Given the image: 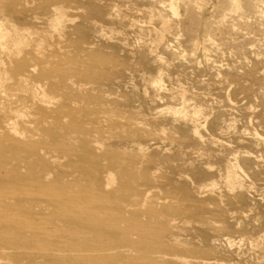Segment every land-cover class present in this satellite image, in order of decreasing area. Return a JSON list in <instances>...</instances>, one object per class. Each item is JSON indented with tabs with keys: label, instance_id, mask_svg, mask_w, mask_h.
<instances>
[{
	"label": "rangeland",
	"instance_id": "obj_1",
	"mask_svg": "<svg viewBox=\"0 0 264 264\" xmlns=\"http://www.w3.org/2000/svg\"><path fill=\"white\" fill-rule=\"evenodd\" d=\"M5 1L6 2H3L4 8H0L1 18H4L5 20H12V22L20 28H23L26 25H30L33 29H35L36 32H40V34H43L42 31H45L46 33L48 32L49 37H47L50 39H48V45H51L47 46V51L36 49L37 41L35 39L40 36L39 34H37L34 36V41L32 42L31 46L27 48L28 51H26V53L21 58H17L16 56H11L9 54L10 49H16L15 45L12 43H9L8 51L7 48L1 50L2 63L0 64V74L2 78L3 76H6V79L2 83H0V130L5 122L11 121V118H13V120L17 119L18 121V125L21 129L18 130V136H21L23 134L22 127H28L27 125H30V130L28 133H26L25 136L36 142L47 140L46 138L50 134V130H53V128L47 129L50 124L46 119V114H43V112L41 111V107L43 106L42 103H38L37 105L28 108L26 112L27 115L24 114L23 116H19L17 115V113H11L9 111L10 96L7 97V95L5 94L7 93L14 96V98H12V107H16L20 103L16 100L18 96L23 97L25 95V93L22 92V88L20 87V80L18 77L17 66L19 65L16 64V61L19 59L23 60L29 66H31L30 69L31 71H33L35 76H37L42 67L46 66V63L49 62L50 64L53 63V66L55 65L54 67L51 66L50 69H55L58 67L62 68V61L67 62L63 63L66 64L67 68L68 64L70 63H68L69 60H65L69 59L68 57H70V55L71 57L78 56L84 60H96L98 55H94V53H108L126 57L130 60V62H133V64H138V62L140 63L141 59L143 60L142 65L137 66L138 74L137 72H134L133 68H126V77L123 79H118L123 83H121V81H118L119 83L116 82V84L124 85L122 87L114 89L113 92L112 90L105 88L104 95L112 99L115 98L118 101H124L126 97H123L122 92H128L129 90V92L134 91V97L132 96L134 100L131 98L132 105L130 109L125 107L124 110L126 111V116L131 117L132 115H129V113H131L135 114L134 117H137L136 120H132L130 122L131 129L135 130L139 128L138 123H140L142 129H145L143 130V133L138 132L140 136H145L143 138L141 137L144 140H142L141 138L139 140L145 150L143 151L142 148L137 146V144L129 145L128 147H126V150L124 149V151H126V155L129 156L130 159L124 161L123 164H125L124 166H127L130 171H133L136 173V175H138V178L135 179L139 183L137 184V188H142L143 194L145 193V191H147L146 194L148 196V200L143 201L141 199V201L139 202L140 205H138L137 207H127L126 211H128V213L126 214L121 212H114L112 211L111 207L114 204L113 200L110 199L109 195H107L106 193L102 194L100 190L96 189L91 172H84L82 170V174L81 171L70 169V167H64L63 165L57 163L53 165V168L51 170L42 171L40 174H34V181H39L41 184H48L47 186L50 188L61 186L72 187L70 189L71 192L73 191L71 195L65 194L64 197H54V199L63 200L62 202H65L67 205H69V208L71 210L77 211V214L82 218H92L91 214L86 210V202L88 203V198L102 196L100 203L101 206H99L100 211L103 210V212H101L103 215L101 219L111 220V222H109L111 226L122 224V226L130 227L133 223L138 224L137 228L139 229H135L134 231H132L134 237L139 240L140 238L146 239L149 243V246L151 247V250H153V248L159 249V256L161 260L160 263L157 262L155 264H204L202 263V258H200V256H197V253H205L209 250L211 245L207 242L204 233H202L203 230H201V223L205 222L214 224L215 220H221L220 222H222L220 224L218 223L219 221L216 222V226H218V228L216 227V229L225 227L228 230L221 228L218 232L214 231L215 233H219L221 236H223V239L221 237L222 240L220 239L219 241L220 245H216L215 249L210 251V255L213 252V254H216L215 256L213 255L212 257V255H206V257L211 259V261L209 260V262L211 263L207 262L206 264H264V232H262L264 231V221L262 223V220L264 219V143L262 144L260 142H255L250 137L252 133L256 132H258L261 137H264V0H241V8H236L232 0H203L201 2L198 1L199 3H196L197 5H194V0H192V2H189V4H186L188 2L185 3L184 1L176 0L175 3L176 5H178L180 16L175 17L171 13V8L169 9L170 2L168 0H151L152 2L150 0H145V3H141V1L143 0H130L129 2H127L128 0L126 2L124 0H120V2L116 0L117 4L114 5L112 3H115V1L112 3L109 2L111 6L113 5L112 7L114 9H117L116 7L120 6V11L122 13L124 11V13H127L124 15L126 17H124V19L126 21L129 20L128 24L131 23V25L128 26L127 29L130 28L129 30H131L132 32L138 30L137 26H143V31H145L146 37H149L148 26L152 25L153 23L155 25L153 24L152 26H150V28H152L153 26H158L159 24L161 25L160 19L157 20L155 17H152L155 18V20H151L150 16L160 13L163 14L162 16H164L165 18L171 16L168 18V20H170L171 23H174L173 25H175V23H179L177 25L179 26V29H177L183 31L181 32V34L178 31L176 34V30L174 31L175 33H168L165 38L166 41L165 39H163L164 45L161 46L162 48L160 47L159 49L147 51L144 48H137L133 41V43L131 41V43H127V47V44L123 43L121 39H119L118 37L117 39L112 36V34H110V32H112L115 28L112 30L111 28L113 27L101 24L103 28L106 27L104 28V30L106 29L105 35L100 33L98 35L96 34L97 37H95V39L87 45V49L85 50V52L77 49V47L72 42L73 36L71 34L67 35L66 33L61 37H58L60 36V34L51 31L47 23L48 19L46 18V16L39 13L40 0H20L19 2L24 8V11L21 12V14L19 13V11H17V15L13 17V19L4 17L5 14H8L7 5L10 4L9 0ZM51 1L53 2L56 0ZM83 1L85 2V0H80L79 4H77V2L74 0L72 2H69V20L74 18L73 20L75 21L74 22L73 20H71L74 23L69 21L71 22H68L69 25H71L72 23L78 24L80 21H82V16L86 11V7H84L82 4ZM166 1H168V3ZM247 1L251 2L248 3ZM259 1L261 3H259ZM26 2H28V6L25 7V5L27 4ZM161 2H163V5L160 4ZM71 3L75 4V6L71 5ZM227 3L228 6L226 5ZM229 4L231 6H229ZM121 5H125L127 6V8L129 7L134 10L128 8V10L126 11L127 8L124 6V10ZM149 5H155V8L150 7ZM158 6H161V8H156ZM245 6H247L246 8H248L249 10H244ZM248 6L251 8H249ZM112 7H109L108 10H111ZM186 7L188 9H185ZM217 11H219V13ZM230 12L232 14H230ZM241 12L243 13V15H241ZM35 14L36 18H34ZM199 15L202 16V19ZM217 15L218 17H216ZM130 16L133 19H130ZM194 16L197 20H204L205 25L201 23L202 21H197L195 20V18L193 19ZM221 16L224 17V22L222 24H219L217 21L219 20L218 18H221ZM127 17L129 18L127 19ZM176 17H178V20H176ZM36 19L38 22L36 21ZM188 19H192V22ZM194 20L197 21V23L193 22ZM209 24L213 26H210ZM207 25H209V27ZM227 26H229V28ZM215 27H217V29ZM190 28H192V30L195 32H199L197 36H199L200 38H198V42H200L201 48L199 50L200 52L194 55L196 58H194V56H189L191 55L189 54L191 53V42H193L194 39H197V36H194L196 35V33H193ZM210 28L211 31L209 30ZM108 29H110V32L108 31ZM185 30L191 31H187L184 33ZM112 33H115V31ZM186 33H189V36L186 35L187 37L193 38H191L190 40L185 35V38H182L183 34ZM106 36H109V38L111 37L112 39H107ZM212 36L215 38H212ZM227 37L229 39L226 40L225 38ZM204 38L206 39L205 41ZM209 38H211V41L215 39L213 43L210 42ZM230 39L234 40V43ZM59 40L61 43L59 42ZM58 42L59 45H57ZM203 42H205V48L208 47V49L206 48L207 50L205 49V51H203ZM209 42L210 45H213L212 48L209 45ZM214 42L216 44H214ZM225 42H228L229 44L226 45ZM72 44L74 45L73 47L71 46ZM49 47L54 50L49 49ZM140 52L143 53L140 54ZM204 52L207 53H205L204 55ZM67 54H69V56ZM178 54L183 55L179 57ZM153 56L156 58L160 57L161 59H164L163 61L166 62L164 64H168L166 65L168 69L170 68L168 77L159 75V70L155 69L157 65L152 62L153 60L151 59ZM42 57H44L41 61L42 63H39V61L37 60H41ZM46 57L47 59L45 60ZM50 57L53 60L51 59V61H49ZM205 59L207 60V62ZM8 61H14V63L10 65ZM36 62L39 64H36ZM81 67L85 69L87 66L85 63H82ZM149 74L151 75L150 77ZM130 77H132V79ZM152 77L155 78L154 81ZM126 78H128L129 80H126ZM144 78H146V80ZM39 79L40 78L37 76V81L34 82L36 85L42 84V82L38 81ZM133 79L135 80L134 83ZM155 81L162 82L163 86L166 89L164 95L161 92H155V90L153 89V83ZM90 83L94 84L91 81L87 82V84ZM91 84L86 86L89 88H91L90 86L94 87V85ZM170 84H178L180 85V87H183L185 89L187 88L189 89V91H191L189 92L188 90H186V96L182 97L184 99H181L182 95L179 96L170 94V92L168 91L171 89ZM49 86L50 83L49 85H47L48 89ZM241 86H244V89H242ZM145 91L147 92L145 93ZM153 91L155 94H152ZM192 92L195 95H192ZM106 93L108 94L106 95ZM112 93L114 94V97ZM159 94L162 95V97H160ZM115 96H119L121 97V99ZM187 96L189 98H187ZM141 102H144L147 106L144 103L142 104ZM186 104H192L197 108H200L203 111L202 117H207L210 125L204 128L202 124L198 127V129H200L199 131H201V139L204 140V142L197 145L193 144V147L196 146V149H194L195 151L192 149V146L190 145L191 143L183 142L181 144V149L179 150H182V152L179 153L178 149H175L178 145V142L173 143V138H183L182 126H175V117H179L181 115L179 113L176 115L173 114L172 110L182 111L184 110L183 107ZM149 105H151L152 107L150 108ZM51 107L55 112H58L60 110V106L58 105H52ZM149 109L152 111H150ZM114 112H117V114L119 113L116 109L113 110V113ZM121 113L123 112H120V114ZM171 113L172 115H169ZM205 113L208 115H206ZM116 115L113 116L114 119L119 117L118 115ZM121 115H125V113ZM91 116L92 115L87 116L88 119L95 120V117ZM171 117H173L174 119H172ZM119 119L124 120V118H122L121 116L120 118H118V120ZM153 120L158 121L157 125L153 126L152 131L148 132V129L146 131L147 126H149L148 122ZM98 122L100 125L102 123V126H108L110 123L107 120L106 123H109H104L105 119L102 120V118H100ZM122 122H126V120ZM223 123L225 124L223 125ZM166 124H169L170 128L169 125L167 126ZM230 124L233 125L235 130L233 129V127L231 130L226 129V127ZM39 125L43 127V129ZM171 125L173 126L171 127ZM219 126L223 128L219 129ZM157 129L159 130V132ZM164 129L166 130L164 131ZM160 131H163V133H161ZM152 133L157 134L156 136H154L155 138L158 136L157 142L156 139L154 140L155 142L153 141L154 138L152 136ZM173 134H175V136ZM162 135L165 137L164 139L162 138ZM171 135H173L171 137L172 139H170L169 137ZM147 137L150 139L145 140V138ZM159 137H161V140H159ZM49 139H51V136L49 137ZM210 139H212L216 143H214L213 145L211 143L206 144ZM149 144H151L150 146H152L151 149H149ZM147 147L149 148L147 149ZM201 147L203 149L205 148V150L200 149ZM188 148L191 149L188 150ZM221 148L222 152L220 151ZM40 151L48 157L55 155V152L50 150L48 147L43 146L40 148ZM203 153L226 155V157H229L228 159L231 160L236 159L237 154V157H240L238 158L240 166L237 165V160L236 168L239 175L241 176L239 177L243 184V187L237 186L235 187V189H233L229 185H227L224 178L215 177L214 182H211L212 180L203 182V184H201V186H203L202 190L201 186L196 184L197 180L194 175H198L197 172L198 170H200V168H206L205 160L203 159L204 157H202L204 156ZM189 158L191 159L189 160ZM245 159L246 162H244ZM173 164L176 165L177 170L172 171L171 169H169L170 165ZM186 164H190L191 167L190 165L187 166ZM192 164L194 167L192 166ZM216 168L218 169V166L215 164H211L209 166V170H214ZM18 169L19 168L14 167L13 165L0 166V179H3L4 175H6L7 172H15L18 171ZM114 171L118 174V169H114ZM171 172L173 173L171 174ZM180 174H182V176H180ZM184 174H187L188 177H186L187 175L184 176ZM208 177L210 178V176ZM188 178L190 181L188 180ZM191 179H193L195 183ZM185 180L188 181L184 183L183 181ZM188 183H191L190 185L192 186V188L188 186ZM85 184L89 185V187L83 190V185ZM251 185L253 188H251ZM214 188L220 191V193ZM226 188L228 189L227 191ZM245 189H247V191ZM45 190H47V187L44 188V191ZM198 190H200V194L199 192L196 193V191ZM208 190H210L211 192H209ZM18 191L19 184L15 181H10L5 186L0 185L1 224L9 218L15 216L21 217V215L23 214V211L20 210L18 205L15 203V200L20 197ZM206 191L209 192V196L206 195L208 193ZM204 193H206V196H202ZM216 194L219 196H217ZM220 194L222 195L220 196ZM232 194L235 199L230 196ZM223 197H225V199ZM30 201L36 203L39 202L38 200H35L34 197ZM50 207L51 208H49V212H51L50 214H52L56 210L52 209L54 207L53 204ZM36 209L40 211L43 210L41 209L40 203L38 206H36V208L31 210L33 212H38ZM234 211L236 214L234 213ZM237 213L239 217L237 216ZM248 217L250 218L247 219ZM31 219L33 220L32 223H35L36 218L32 217ZM246 220H251L250 222H252L254 225L250 222H247ZM235 221L239 223V225H236V228L235 225H233L236 224ZM213 224L211 226L215 228V224ZM52 225L53 226H50L49 229L46 230V233L53 234V236H58L64 233V227H66V225L62 227L55 221L52 223ZM229 226L231 227L230 229L227 228ZM0 227V244L5 249H8L12 252H14L15 250L17 251L18 249L17 252H20L22 254L28 251V249L26 248H20L19 243L23 242V240L19 241V239L17 240L13 237H10L9 235H6L2 230V226ZM75 227L76 226H74L73 228ZM88 231L90 230L88 229ZM90 232L95 239L99 238V231L95 230ZM235 232L237 233L235 234ZM242 232L244 234L247 233V235H244ZM251 235L255 236L253 237V241ZM249 239L251 240L250 242ZM255 240H258L257 242L259 244L256 243ZM231 241H233L234 243ZM224 242L226 243L224 244ZM81 253L85 252L82 251ZM122 253L128 256H133L130 258H136L142 255L141 251L135 250L132 245H126L125 248L122 249ZM212 259L217 261L213 262L214 260ZM122 262L119 259L118 264H123ZM143 263L154 264V262L147 263L145 261H143Z\"/></svg>",
	"mask_w": 264,
	"mask_h": 264
},
{
	"label": "bare ground",
	"instance_id": "obj_2",
	"mask_svg": "<svg viewBox=\"0 0 264 264\" xmlns=\"http://www.w3.org/2000/svg\"><path fill=\"white\" fill-rule=\"evenodd\" d=\"M9 1H10V4L7 5L8 14H5L4 17L9 18V19H11V18L13 19V17H15L17 15L16 12L19 11V13L21 14V12L24 11V8L21 6V4L19 2L20 0H9ZM72 1L73 0H56V1L52 2L51 0H40V4H39L40 12L39 13L46 16V18L48 19L47 23H48L51 31H53L54 33L60 34V36H58V37H61L62 35L66 34V33H67V35L71 34L73 36L72 37L73 41L72 40H70V41H72L74 43V45L77 47V49H79L82 52H85V50L87 49V45L90 44L91 41L95 39V37H97L96 34L98 35L100 33V34L105 35L106 29L104 30V28H106V27L103 28L101 24L107 25V26L109 25V26L113 27V28H111L112 30L115 28L113 31L111 30L112 32L115 31V33L110 32V29H108V31L115 38L118 37L119 39H121L123 43L127 44L130 41L131 42L133 41L134 44L137 46V48L138 47L140 49L144 48L147 51L159 49L162 45H164L163 39L166 38L168 33H175L176 32V34H177V31H178L181 34V32L183 31V30L182 31L178 30L179 26H177V25L179 23L178 24L175 23V25H173L174 23H171L170 20H168V18L171 16H169L168 18H165L164 16H162L163 14L160 13L161 15L160 14H153L152 16H150L151 20L152 19L155 20V18L157 20L160 19L161 25L159 24L160 25V26L158 25L159 27L153 26L152 28H150V26H152L154 24L152 22L153 24L148 26L149 37H146L145 31H143V26H137L138 30H135L136 32L135 31L132 32L131 30H129L130 28L127 29V27L131 25V23L129 22L130 24H128L129 20L126 21L124 19V17H125L124 15L127 13H124L125 12L124 11L123 12L124 14H123L120 11V6L119 7L115 6L117 9L119 8L118 10L114 9L112 7L114 4H117L116 0H105V1H103V0H85V2L83 1L84 3L82 2V4L84 7H86V11L82 16V21H80L78 24H73L75 22L73 20L74 18L71 19L74 22L69 20V14H68V11L70 10V5H68V4H69V2H72ZM74 1H76L77 4L80 3V0H74ZM114 1H115V3H112ZM118 1L120 2V0H118ZM124 1L126 2L127 0H124ZM129 1L130 0H128L127 2H129ZM137 1H140V0H137ZM144 1L145 0L141 1V3H143ZM168 1L170 2L169 9L171 8L172 15H174V17L180 16L178 5H176V3H175L176 0H168ZM168 1H166V2L168 3ZM178 1H184L185 3L188 2L186 4H189V2H192V0H178ZM198 1L201 2L203 0H194L193 2L195 4L194 3L193 4L197 5L196 3H199ZM3 2H6V1L0 0V8L1 7L4 8ZM28 2H26L27 4L25 5V7L28 6ZM109 2L112 3L113 5L111 6ZM232 2L234 3L236 8L242 7L241 0H232ZM250 2H248V3H250ZM150 3H148V4H150ZM162 3L163 2H161L160 4H162ZM224 3H223V5H224ZM228 3L226 4L227 6H228ZM259 3H261V2L259 1ZM71 5L75 6V4H72V3H71ZM51 6H52V9H51ZM124 6L125 5H123V6L121 5V7L125 10ZM154 6H150V7L155 8ZM190 6H192V5H190ZM229 6H231V5L229 4ZM109 7L110 8L112 7V9L108 10ZM125 7L127 8V6H125ZM246 7L247 6H245L244 10H246V9L249 10ZM128 8L126 9V11L128 10ZM156 8H161V6H158ZM249 8H251V7H249ZM129 9H131V8H129ZM185 9H188V8L186 7ZM258 9H259V7H258ZM131 10H134V9H131ZM217 12L219 13V11H217ZM155 13H156V10H155ZM230 14H232V13L230 12ZM241 15H243V13ZM152 17H155V18H152ZM200 17L202 19V16H200ZM216 17H218V15ZM34 18H36V14H35ZM41 18H43V17H41ZM128 18L129 17H127V19ZM131 18L132 17L130 16V19ZM176 18H177L176 20H178V17H176ZM194 18H195V16L193 17V19ZM218 19H217L218 20L217 22L219 24H222L224 22L223 16H221V18H218ZM195 20H197V19L195 18ZM195 20L193 22L197 23V21L200 19H198L197 21H195ZM36 21H37V19H36ZM69 21H71L73 23L71 25H69L68 24ZM189 21L192 22V19ZM200 21H202L201 23L204 24V20H200ZM71 22H69V23H71ZM186 22H188V21H186ZM186 22H184V23H186ZM150 23H151V21H150ZM209 25H207V26L209 27ZM210 26H213V25H210ZM227 27L229 28V26H227ZM211 28L209 29L210 31H211ZM215 28L217 29V27H215ZM190 29L192 30V28H190ZM198 29H199V27H198ZM187 31H189V30H187ZM187 31L185 30L184 33ZM221 31H223V30H221ZM224 31H225V28H224ZM44 32L45 31H42L43 34H40V32H36L35 29H33L32 26H30V25H28V26L26 25L23 28H20V27L16 26L12 22V20H5L4 18L0 17V64L2 63V59H1V53L2 52H1V50H4L7 48V51H8L9 50L8 49L9 43L14 44L16 47V49H14V48L10 49L9 54L11 56H16L17 58H21L26 53V51H28L27 48L29 46H31L32 42L34 41V36L37 34H39L40 36L37 39H35L37 41L36 49L47 51L46 50L47 46H49L51 44L48 45L49 33L48 32L44 33ZM143 32H144V34H143ZM194 32L195 31H193V33ZM193 33H192V35H193ZM195 33H196V35H194V36L196 37L199 32H195ZM53 34H52V36H53ZM180 34H178V35H180ZM184 35L189 36V33L183 34L182 38H185ZM192 35H190V36H192ZM106 37H107V39L109 38V36H106ZM187 38L191 40V38H193V37H190V38L187 37ZM198 38H199V36H197L196 40L194 39V41L191 42L192 43L191 48H190L191 53H189L191 55L188 54L189 56H194V55H196V53L200 52L199 50L201 47H200V42H198L199 41ZM212 38H215V37L212 36ZM210 39L211 38H209V40ZM225 39L227 40L229 38L227 37ZM205 40L206 39L204 38V41ZM214 40H212V41L210 40V42L213 43ZM230 40H232V39H230ZM111 41H114V40H111ZM165 41H166V39H165ZM221 41H222V39H221ZM232 41L234 43V40H232ZM232 41H231V43H232ZM59 42H60V40H59ZM59 42L57 43V45H59ZM210 42H209V45H210ZM204 43L205 42H203V44ZM214 44H216V43L214 42ZM228 44L229 43L227 42L226 45H228ZM74 45L72 44L71 46L73 47ZM202 46H203V51H205L206 48L208 49V47L205 48V44ZM210 46L212 48L213 45H210ZM51 47H49V49L54 50V49H52L53 47L52 48ZM127 47H128V44H127ZM92 48H93V46H92ZM130 48H132V47H130ZM167 48H168V46H167ZM169 49H167V50H169ZM141 53H143V52H140V54ZM205 53H207V52H204V55H205ZM84 54H86V53H84ZM55 55H57V54H55ZM67 55L69 56V54H67ZM94 55H98L96 60H90V59L84 60L78 56L71 57V55H70L71 58L70 57H68L69 59L65 58L66 59L65 61L69 60L68 63H70V64H68L67 68H66V64H63V63H67V62H63V61L61 62L62 68L58 67L55 69L54 68L50 69V67L53 66V63H51V64H50V62L46 63V66H43L44 68L42 67V69L39 71V74L37 75L40 78L38 81L42 82V84H38V85H36L34 83L37 81L36 80L37 76H35L33 71H31V69H30L31 66H29L23 60L19 59L16 61V64L19 65V66H17L18 67L17 71H18V77L20 80V87L22 88V92H24L25 95L23 97L18 96V98H16V100L19 101L20 103L16 107H12L11 106V104L13 102L12 98H14V96L6 93L5 95H7V97L10 96L9 97L10 98V100H9V111L11 113H17V115H19V116H23L24 114H26L28 108L35 106L38 103H42L43 106L41 107V111L43 112V114H46L45 115L46 119L50 124L47 129L53 128V130H50V134L46 138L47 140H43L41 142L33 141L32 139H29L27 136H25L26 133H28L30 130L29 129L30 125H27L28 127H22L23 134L21 136H18L17 135L19 132L18 130H21V129L18 125L17 119L13 120V118H11L10 119L11 121L5 122L2 125V128L0 130V166L13 165L14 167L19 168L18 171L7 172V174L4 175V178L0 179V185L5 186L10 181L11 182L15 181L16 183L19 184L18 193L20 194V197L15 200V203L18 205L19 209L23 211V214L21 215V217L15 216V217L9 218L5 222H3L2 224L0 222V226H2V230H3V232H5L6 235H9L10 237H13L17 240L19 239V241L23 240V242L19 243L20 248L28 249L27 252H24V254H22L20 252H17L18 249H17V251L15 250L14 252H12L8 249H5L0 244V264H118L119 259L121 262L123 261L122 262L123 264H144L143 261H145L147 263L154 262V264L157 262L160 263L161 258L159 256L160 255L159 249L153 248V250H151V247L149 246V243L146 239L140 238V240H139L136 237H134L132 231H134L135 229H139V228H137L138 224L133 223L132 226H130V227L129 226H122V224L116 225V226H111L109 224V222H111V220L101 219V217H103V215L101 213V212H103V210L100 211L99 206H101L100 203H101L102 196L95 197V198H88V203L86 202V205H87L86 210L88 213L91 214L92 218H82L77 214V211L71 210L69 208V205H67L65 202H62L63 200H55L54 199V197H61V196L64 197L65 194L71 195L73 191L71 192L70 189L72 187L61 186L62 188L61 187H51L50 188L47 186L48 184L47 185L41 184L39 181L36 182L33 179V178H35V177H33L34 174H38V173L40 174L42 171L51 170L53 168V165L57 163V164L63 165L64 167H70V169L81 171L82 174H83V171L84 172H91L93 179H94L93 182L96 186V189L100 190V192H102V194L106 193L107 195H109L110 199L113 200L114 204L111 207H112V211H114V212H117V213L121 212V213L126 214V213H128V211H126L127 207H137L138 205H140L139 202L141 201V199L143 201L148 200V196L146 194L147 191H145V193L143 194V189L140 187L137 188V184H139V183L135 179L138 178V175H136L135 172L130 171V169H128V167L124 166L125 164H123L124 161H127L128 159H130L129 156L126 155L127 154L126 151H124V149L126 150V147H128L129 145L137 144V146L142 148L143 151L145 150L143 145L139 141L141 137L143 138L145 136H140L138 133V132L143 133L144 132L143 130H145V129L141 128L140 123H138L139 128H137L135 130L131 129V127H130L131 123L130 122L132 120H136L137 117H134L135 114H131V113H129V115L130 116L132 115L133 117L132 116L131 117L126 116V111L124 110L125 107L130 109V107L132 105L131 102H132V99L134 97V91L129 92L130 91L129 90L128 92H126V91L122 92L123 97H126L124 101H118L115 98L112 99V98L106 97L104 95L105 88L112 90V92H113L114 89H117V88L122 87L124 85V84H116V82L121 81V80H118L119 78L123 79L126 77V73H125V70H127L126 68H133L134 72H137V74H138L137 66L138 65L141 66L143 63V60L141 59L140 63L138 62V64H133V62H130V60L128 58L121 57L119 55H113V54H108V53H101V54H97V53L95 54L94 53ZM178 55L180 57L183 54L182 55L178 54ZM60 57H58V58H60ZM206 57H207V55H206ZM43 58L44 57H42L41 60L38 59L37 61H39V63H42L41 61L43 60ZM194 58H196V57L194 56ZM46 59H47V57L45 58V60ZM51 59L52 58L50 57L49 61H51ZM151 59L153 60L152 62H154L157 65L155 69L159 70L158 71L159 75H164L165 77L166 76L168 77L170 68L168 69L166 67V65H168V64H164V63H166L165 61H163L164 59H161L160 57L156 58L154 56ZM132 61H134V60H132ZM191 62H192V60H191ZM206 62H207V60H206ZM13 63H14V61L9 62L10 65H12ZM39 63L36 62V64H39ZM82 63L86 64L87 67L85 69L83 67H81ZM141 73H143V72H141ZM150 76L151 75L149 74V77ZM132 77H130V78L132 79ZM155 77H156V74H155ZM146 78H144V79L146 80ZM5 79H6V76H3V78H2V76L0 74V83H2ZM127 79L128 78H126V80ZM154 79L155 78H153V81H154ZM88 81H91L92 83H94V84L90 83L91 85H94V87H92V86H90L91 88L87 87L88 85H90V84H87ZM134 81L135 80L133 79V83H134ZM171 82H172V80H171ZM49 83H50V86L48 89L47 85H49ZM121 83H123V82L121 81ZM154 83H153V86H154L153 89L155 90V92L156 91L161 92L164 95L166 89L163 86L162 82L155 81ZM170 85H171V89L170 90L167 89L170 92V94L179 95V96L182 95L181 99H184L182 97L186 96L185 95V93H187L186 90L189 91V89H187V88L185 89L183 87H180V85H178V84L177 85L176 84H170ZM237 86H238V84H237ZM148 87H150V86H148ZM150 88H152V87H150ZM241 88L244 89V86L243 87L241 86ZM146 92L147 91H145V93ZM107 94L108 93H106V95ZM112 94H111V96H112ZM152 94H155L154 91ZM193 94L194 93L192 92V95ZM113 97H114V94H113ZM115 97H119V96H115ZM160 97H162V95H160ZM189 97H190V93H189ZM189 97L187 96V98H189ZM119 98L121 99V97H119ZM174 98H176V97H174ZM183 102H185V101H183ZM141 103L143 104L144 102H141ZM182 104H184V103H182ZM198 104H200V103H198ZM216 104H218V103H216ZM52 105L53 106L54 105L60 106V110L58 112H55L53 110V108L51 107ZM149 106H150V108L152 107L151 105H149ZM107 107H109V108H107ZM183 108H184V110H182V111L181 110H172L173 114L176 115L179 113L181 115L179 117H175L176 118L175 126L176 127H177V125L182 126L183 138H178V139L175 137L173 138V140H174L173 143L178 142V145L177 146L175 145L176 146L175 149L176 150L178 149L179 153L182 152V150L181 151H179V150L181 149V144L183 142L184 143H187V142L191 143L190 144L191 146L193 144L197 145V144L203 143L204 140L201 139V135H200L201 131H199L200 129H198V127L201 126L202 124H203L204 128L210 125V122H208L207 117H202L203 111L200 108H197L196 106H194L192 104L191 105L186 104ZM109 109H111V110H109ZM114 109H116L119 112L118 114H120V112H123L121 114L125 113V115H121V114L118 115L117 112L116 113L114 112L115 113L114 114L113 113ZM176 109H177V107H176ZM120 110H123V111H120ZM150 111H152V110H150ZM161 113H163V112H161ZM116 114L119 116L118 118H120V116H121L122 118H124V120H120V119L118 120V118L114 119L113 116ZM89 115L94 116L95 120H89L87 117ZM169 115H172V113ZM206 115H208V114H206ZM28 116H29V114H28ZM28 116H26V117H28ZM158 116H155V117H158ZM150 117H152V116H150ZM173 117H171V118L174 119ZM100 118H102V120L105 119L104 123H106V120L109 121L110 123L107 122V123H109V125L108 126H102V123L100 125L98 122L100 120ZM160 118H162V117H160ZM125 120H126V122H122ZM157 122L158 121H156V120L149 121L148 122L149 126H147L146 131H147V129H148V132L152 131L153 126H156ZM172 124H174V123H172ZM224 124L225 123H223V125ZM172 126L173 125H171V127ZM31 127H32V125H31ZM232 127H233V125L230 124L226 127V129L231 130ZM41 128L43 129V127H41ZM169 128H170V125H169ZM222 128L223 127L219 126V129H222ZM233 129H234V127H233ZM165 130L166 129H164V131ZM158 132H159V130H158ZM160 132L163 133V131H160ZM170 134H172V133H170ZM156 135L157 134H153L152 136L154 138L153 141L156 139V142H157L158 136L156 138L154 137ZM173 135L175 136V134H173ZM173 135L169 136L170 139H172L171 137ZM50 136H51V139H49ZM176 137H178V136H176ZM250 137L255 142H260L262 144L264 143V137L263 136L261 137L258 132L252 133ZM159 138H160L159 140H161V137H159ZM162 138L164 139L165 137L163 136ZM146 139H150V138L147 137V138H145V140ZM142 140H144V139H142ZM209 143H211L213 145L216 142L213 141L212 139H210L208 141V143H206V144H209ZM150 145L151 144H149L148 146H150ZM43 146L48 147L50 150L55 152V155H53L51 157L44 155L40 151V148ZM151 147L152 146H150V148L147 147V149L148 148L151 149ZM195 147L192 146V149L193 150L196 149ZM202 147L200 149L205 150V148L203 149ZM189 149H191V148H188V150ZM220 151L222 152V148L220 149ZM185 153H187V152H185ZM217 153H219V152H217ZM203 155L204 156H202V157H204L203 159L205 160L206 168H200V170H198V172H197L198 175L197 176L194 175V177L197 180V183H196L197 185L201 186V184H203V182H206L208 180H212L211 182H214L215 177L224 178L227 185H229L233 189H235V187H237V186L240 187L243 185L241 180H240L241 176L239 175L237 168H236L237 165L240 164L239 159H238L240 157H237V154H236V159H233V160L228 159L229 157L227 158L226 155H220V154L214 155L211 153H207V154L203 153ZM198 156H199V154H198ZM184 158H186V157H184ZM191 158H189V160ZM180 160H181V158H180ZM237 160H238V162H237ZM236 162L238 163L237 165H236ZM244 162H246V159L244 160ZM190 163H191V161H190ZM195 163H196V161H195ZM211 164L217 165L218 169L216 168L214 170H211V169L209 170V166ZM189 165H187V166H189ZM192 166H193V164H192ZM190 167H191V165H190ZM214 168H215V166H214ZM114 169H118V174L115 173ZM169 169H171L172 171L177 170L176 165H174V164L170 165ZM172 173L173 172H171V174ZM185 175H187V174H184V176ZM180 176H182V174H180ZM208 176H210V178ZM186 177H188V175ZM188 180H189V178H188ZM191 180L194 182L193 179H191ZM187 181L185 180L183 182L185 183ZM242 181H243V179H242ZM190 184L191 183H188V186H190L192 188V186ZM244 185H245V183H244ZM45 187H47V190L44 191ZM88 187H89V185H86V184L83 185V190L87 189ZM202 187L203 186H201V188ZM251 188H253L252 185H251ZM202 190H203V188H202ZM227 190L228 189L226 188V191ZM243 190H241V191H243ZM245 190L247 191V189H245ZM199 191L200 190L196 191V193H198ZM208 191L211 192L210 190H208ZM208 191H206V192H208ZM216 191H218V190H216ZM79 192H80V190H79ZM209 192L207 194L204 193L202 196H204L205 194L208 195ZM218 192L220 193V191H218ZM42 193H44V194H42ZM199 194H200V192H199ZM229 194H231V193H229ZM221 195L222 194H220V196ZM210 196H212V195H210ZM217 196H219V195H217ZM230 196L234 198L233 194ZM33 197L35 198V200H38L39 202L36 203V202L30 201L31 199H33ZM223 198L225 199V197H223ZM240 201H242V200H240ZM39 203H40L41 209H43V210L40 211V210L36 209L38 212H33L31 209L36 208V206H38ZM52 204L54 205V207L52 209H54L56 211L54 213L50 214L51 212H49V208H51L50 206ZM199 206H202V205H199ZM234 213H235V211H234ZM237 216H238V213H237ZM32 217L36 218L35 223H32V221H33L31 219ZM249 218L250 217H248L247 219H249ZM232 219H234V218H232ZM54 221L62 227L64 225H66V227H64L65 228L64 233H62L61 235H58V236L54 235L53 236V234L46 233V230H48L50 226H53L52 223ZM218 221L219 220H215V223H214L215 225L213 223H205V222L201 223V230H203L202 233H204V236H205L207 242L211 245L209 250L206 251L205 253H197L198 254L197 256H200V258H202V261H203L202 263H204V264L209 262V260L211 261V259L206 257V255H209V256L212 255V257H213V255L214 256L216 255V254H213V252L210 255V253H211L210 251L215 249L216 245L217 246L220 245L219 241H220L221 237L223 239V236H221L219 233H215V232H218L221 228L228 230L225 227H221L220 229H216V227L218 228V226H216V222H218ZM220 221L218 222L219 224L222 223ZM246 221L250 222L248 220H246ZM263 221H264V219L262 220V223H263ZM237 223L238 222H236V224H233V225H235V228H236V225H239V223L238 224ZM250 223H252V222H250ZM172 224H173V222H172ZM212 224L214 225L215 228H213V226H211ZM226 224H227V222H226ZM74 226H76V227L73 228ZM230 226L227 228L230 229L231 228ZM87 227L90 231H95V230L99 231V238L95 239L94 236L91 235V232L88 231ZM237 232H235V234ZM262 232H264V231H262ZM243 234H241V235H243ZM244 235H247V233ZM252 235H251V238L253 241V237H255V236H252ZM259 235H260V233H259ZM242 237H244V236H242ZM229 240H230V238H229ZM250 241L251 240L249 239V242ZM257 241H256V243H258ZM226 242H224V244ZM231 242H233V241H231ZM249 242H247V243H249ZM126 245H132L135 248V250L141 251L142 255L140 257H136V258H130L133 256H128V255L123 254L122 249L125 248ZM224 247H226V246H224ZM82 251H84L85 253H81ZM17 253H20V254H17ZM221 258H223V257H221ZM214 259H212V260H214ZM216 261L214 260L213 262H216ZM209 263H211V262H209Z\"/></svg>",
	"mask_w": 264,
	"mask_h": 264
}]
</instances>
